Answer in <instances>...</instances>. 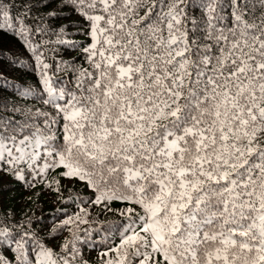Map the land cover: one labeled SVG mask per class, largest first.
Returning <instances> with one entry per match:
<instances>
[{
  "label": "snow or ice",
  "instance_id": "snow-or-ice-1",
  "mask_svg": "<svg viewBox=\"0 0 264 264\" xmlns=\"http://www.w3.org/2000/svg\"><path fill=\"white\" fill-rule=\"evenodd\" d=\"M0 34V264H264V0H0ZM63 181L51 245L4 193Z\"/></svg>",
  "mask_w": 264,
  "mask_h": 264
},
{
  "label": "trees",
  "instance_id": "trees-1",
  "mask_svg": "<svg viewBox=\"0 0 264 264\" xmlns=\"http://www.w3.org/2000/svg\"><path fill=\"white\" fill-rule=\"evenodd\" d=\"M0 47L3 49H14L18 53H23L24 49L20 44L11 37L10 34H0ZM13 59L12 53L8 52L6 55L0 56V61ZM19 59L21 63L13 64L11 68L7 65L4 67V71L7 73L9 79H12L15 83L21 81H27L31 83L35 80V76L31 71V64L27 60L26 55H20ZM13 69H19L14 71ZM12 91L13 89H9ZM51 179V177H50ZM64 187L61 188L60 193L52 191L47 187L37 185L34 189L21 188L17 185H9L12 189L4 193L5 199L3 201L4 207L10 212L15 211L17 214L28 212L35 218H39L40 223L36 225L38 231H41V235L48 239L51 245H58L63 242L67 232L58 236L56 239L48 236V232L52 228L54 222L57 221V217L63 218L64 213L72 214L79 210V205L75 201L78 190L82 189V185L71 184L68 181L62 182ZM81 195L84 193L81 191ZM86 198V196H85ZM88 209V219L90 224L81 225V228L92 229V235L95 236V240L99 242L100 236L96 235V230L109 221H118L120 218L115 213L103 212L101 206H89L84 205ZM113 207H122V205H113ZM103 235V233H101ZM81 254L87 264H101L100 253L103 248L101 246L93 247L91 242L88 244L81 243L79 245ZM10 255V253H8Z\"/></svg>",
  "mask_w": 264,
  "mask_h": 264
}]
</instances>
